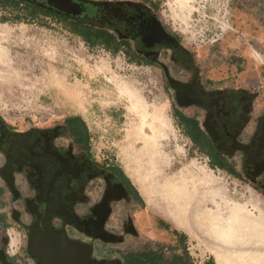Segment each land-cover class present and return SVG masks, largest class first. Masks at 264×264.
Returning a JSON list of instances; mask_svg holds the SVG:
<instances>
[{"label": "rangeland", "instance_id": "1", "mask_svg": "<svg viewBox=\"0 0 264 264\" xmlns=\"http://www.w3.org/2000/svg\"><path fill=\"white\" fill-rule=\"evenodd\" d=\"M154 1L159 21L179 35L199 66L213 77H223L216 84L258 92L256 113H261L264 88H254L243 79L253 81L259 74L264 84V0ZM0 50L4 55L0 60V115L18 127L44 126L70 116L82 117L89 129L94 158L101 163L120 165L143 198L136 207L141 212L139 220L135 216V222L133 206L130 209L120 205L116 209L118 230L127 220L131 229L119 240L101 241L100 256L121 259L127 249L146 243L137 227L142 231L141 225L145 233H150L140 217L148 213L165 234L163 238L167 237L165 228L169 227L186 233L193 264H264V195L251 183L212 167L209 157L194 145L178 122L176 93L167 82L170 76L166 77L160 65L133 62L123 50L114 53L101 46L90 47L54 17L0 22ZM166 62L167 59L162 60V64ZM148 147L159 149L174 165L173 172L193 166L203 175L223 180L234 202L248 209L250 219L237 229L234 227L236 230L218 222L212 224V233L219 244L173 225L164 217L161 204L156 203L157 210L152 209L147 197L152 192L158 195L163 192L152 185V180L158 178L146 170L142 160H135ZM251 197L263 207L248 204ZM9 230V250L12 255L17 251L20 254L23 248L20 230L14 225Z\"/></svg>", "mask_w": 264, "mask_h": 264}, {"label": "flooded vegetation", "instance_id": "2", "mask_svg": "<svg viewBox=\"0 0 264 264\" xmlns=\"http://www.w3.org/2000/svg\"><path fill=\"white\" fill-rule=\"evenodd\" d=\"M71 1L78 7L68 10L81 13L83 1ZM130 25L151 49L161 45L146 55L170 76L178 106L203 110L201 127L218 152L264 187L258 92L206 78L195 55L150 11L141 9ZM74 129L64 121L18 127L0 115V206L6 209L0 217V264H49L67 244L86 247L93 264H122L100 256V243L128 235L129 220L118 230L116 209H131L135 192L117 165L95 159ZM11 225L20 230V254L9 250Z\"/></svg>", "mask_w": 264, "mask_h": 264}, {"label": "trees", "instance_id": "3", "mask_svg": "<svg viewBox=\"0 0 264 264\" xmlns=\"http://www.w3.org/2000/svg\"><path fill=\"white\" fill-rule=\"evenodd\" d=\"M84 8L81 13H73L68 9H61L52 0H0V22L22 21L29 17L32 20L38 17H54L65 23L68 28L80 36L90 47L101 46L114 53L123 50L129 59L137 63L155 64L148 58L151 49L144 40L131 30V21L141 9L150 11L154 18L157 15V3L154 0H81ZM24 12V13H23ZM174 33V32H173ZM179 40L178 34L174 33ZM151 49L150 51H148ZM193 54V53H192ZM196 61L197 58L195 57ZM176 117L186 135L196 147L201 149L210 159L214 168L224 170L235 177L249 182L254 188L264 195V188L254 183L251 179L245 180L241 171L233 168L232 162L218 152V148L203 128L195 119L188 117L179 108ZM66 124L73 126L74 134L78 135L87 148L90 149V133L85 120L80 116L65 118ZM117 168L124 178L130 183L135 192L136 200L142 204L143 198L139 190L132 183L129 176L120 165ZM175 234L180 235L182 241H186V234H180L175 229ZM122 264H193L186 243L182 246L171 243L147 239L146 243L137 249L125 251L120 259Z\"/></svg>", "mask_w": 264, "mask_h": 264}, {"label": "bare ground", "instance_id": "4", "mask_svg": "<svg viewBox=\"0 0 264 264\" xmlns=\"http://www.w3.org/2000/svg\"><path fill=\"white\" fill-rule=\"evenodd\" d=\"M1 56L4 57V55L2 54V51L0 50V60H1ZM135 160L136 161L142 160V162H144L143 164L146 165V170L149 171V173H151L152 176H155L156 178H158L157 180L155 179L156 181L152 180V185L158 190L162 189L163 191L159 195L157 192L156 193L152 192L151 194L147 196L152 203L151 204L152 209L157 210L155 205L156 203L159 202V204H161L162 206V213L164 217L169 222H171L173 225L177 226L178 228H184L185 230L195 232L196 234L200 235L203 239L207 240V242L210 241V242H213V244L214 243L219 244L220 243L219 239L212 233V230H213L212 224L218 222L220 223L219 225L221 224L225 225L226 227H230V229L232 230V229H235L234 227H236L237 229V226L239 224L241 225V223L243 222L245 223L247 222L248 219H250V216L248 215V212H247L248 209L246 210V208H242V206L240 207L234 202L235 198H233L234 196L232 195V193H230L231 190L229 191L228 185L224 183L223 180L222 181L217 180L216 178H214L215 176L213 177L208 174L203 175L201 172L196 171L193 168V166L192 167L188 166L187 168H184L182 170L178 169L179 171L173 172L174 165L170 164V161L168 162L167 158L164 156V154L162 155L159 149H151L149 147L146 149H143L142 151L138 153ZM247 203L253 206H256V207L258 206L263 207V204L259 200H257L255 197H251L250 199H248ZM256 214L260 215L258 214V212ZM140 217L143 218L142 222L144 223L143 226L145 229H149L150 232L152 231L154 235H159L161 237L165 236V234H163L158 229V226L154 223L152 217L148 215V213H145L142 216L140 215ZM253 223L254 222H252V224ZM260 225H263V224H260ZM243 226H246V225H243ZM255 228H257V226ZM253 230H255L254 227H253ZM260 231L262 230L259 229V232ZM259 236H261V234ZM250 245H253V244H250ZM259 260L261 259H258V261Z\"/></svg>", "mask_w": 264, "mask_h": 264}, {"label": "crops", "instance_id": "5", "mask_svg": "<svg viewBox=\"0 0 264 264\" xmlns=\"http://www.w3.org/2000/svg\"><path fill=\"white\" fill-rule=\"evenodd\" d=\"M244 71H242L241 73H243ZM256 72H257V70H256ZM257 74V73H256ZM205 77L206 78H210L211 80H214V81H216V82H218V81H220V80H222V78L223 77H213V76H211V74H208V73H206V75H205ZM217 78V79H216ZM243 81L244 82H248V83H250V84H248V85H250V86H253L254 88H264V84H263V79H262V76H260L259 74L257 75V77L253 80V81H248V80H245V79H243ZM263 84V85H262ZM256 105H257V103H256ZM255 105V106H256ZM182 108H184V109H190V110H192V111H194V113H186V112H184L183 111V109ZM179 109L181 110V111H183L188 117H191V118H193V119H195L196 120V122H198V124L201 126V121H202V119H203V110H201V109H199L198 107H180L179 106ZM196 110V111H195ZM7 120V119H6ZM7 122H9V123H11V124H14V123H12L11 121H9V120H7ZM15 125V124H14ZM112 165H118V164H112ZM138 201L133 205V209L135 208L136 209V212H135V214H133L134 215V222H135V216L138 218V214L141 212V210H139V209H137L136 207H138L137 205H138ZM5 206L4 205H1L0 206V217H2V212H5V208H4ZM155 218V217H154ZM138 220H139V218H138ZM156 220V219H155ZM157 222V221H156ZM158 223V222H157ZM12 227V225L10 226V228ZM140 228H141V230L142 231H140L139 230V228L137 227V232H138V234L141 236V237H143V238H146V239H152V240H156V241H161V242H166V243H171V244H174V245H179V246H182L184 243H186V241H182L181 239H180V235H177V234H175V229L180 233V234H182L183 232L182 231H180L179 229H177V228H171V227H169V228H165V230H166V233H167V237H157V236H155L154 234H153V232L151 231L150 233H145V231H143V229H142V227H141V225H140ZM164 229V228H163ZM9 232H10V230H9ZM186 234V233H185ZM137 248H139V246L138 247H134V248H130V249H127V251H129V250H132V249H137ZM122 258V257H121Z\"/></svg>", "mask_w": 264, "mask_h": 264}, {"label": "water", "instance_id": "6", "mask_svg": "<svg viewBox=\"0 0 264 264\" xmlns=\"http://www.w3.org/2000/svg\"><path fill=\"white\" fill-rule=\"evenodd\" d=\"M57 2L61 9H70L73 6L78 7L77 4H73L71 0H52ZM158 27H161L158 25ZM162 29V28H161ZM49 264H93L89 261L88 250L84 246H74L67 244L61 250V253Z\"/></svg>", "mask_w": 264, "mask_h": 264}]
</instances>
